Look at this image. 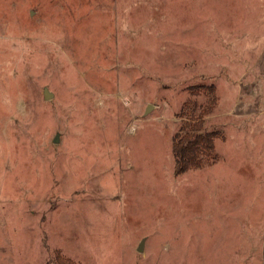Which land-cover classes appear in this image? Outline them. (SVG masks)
I'll return each mask as SVG.
<instances>
[{
	"label": "rangeland",
	"instance_id": "obj_1",
	"mask_svg": "<svg viewBox=\"0 0 264 264\" xmlns=\"http://www.w3.org/2000/svg\"><path fill=\"white\" fill-rule=\"evenodd\" d=\"M69 263L264 264V0H0V264Z\"/></svg>",
	"mask_w": 264,
	"mask_h": 264
},
{
	"label": "trees",
	"instance_id": "obj_2",
	"mask_svg": "<svg viewBox=\"0 0 264 264\" xmlns=\"http://www.w3.org/2000/svg\"><path fill=\"white\" fill-rule=\"evenodd\" d=\"M190 90L195 98L203 97L205 101L199 103L196 99L188 100L178 114L180 126L172 144L174 171L177 176L209 168L219 159L215 141L222 135L207 126L208 116L218 104L216 87L194 86Z\"/></svg>",
	"mask_w": 264,
	"mask_h": 264
},
{
	"label": "water",
	"instance_id": "obj_3",
	"mask_svg": "<svg viewBox=\"0 0 264 264\" xmlns=\"http://www.w3.org/2000/svg\"><path fill=\"white\" fill-rule=\"evenodd\" d=\"M44 96L46 100H50L53 97V95L47 89H45L44 91ZM151 109H152V105H149L147 109V113H149ZM58 142H59V135H57L54 139V143H58Z\"/></svg>",
	"mask_w": 264,
	"mask_h": 264
}]
</instances>
